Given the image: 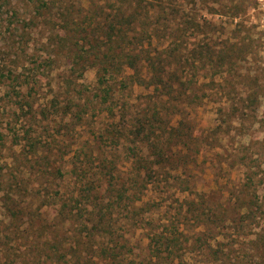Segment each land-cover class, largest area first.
Listing matches in <instances>:
<instances>
[{
    "label": "rangeland",
    "instance_id": "obj_1",
    "mask_svg": "<svg viewBox=\"0 0 264 264\" xmlns=\"http://www.w3.org/2000/svg\"><path fill=\"white\" fill-rule=\"evenodd\" d=\"M185 6L194 9L191 1ZM213 6V14L201 4L196 9L215 23L218 46L236 45V55L213 81L201 79L207 97L192 116L202 144L190 176L199 189L217 180L225 197L250 196L256 214L262 210L246 229L255 233L264 230V0H218ZM54 22L44 0H0V264H157L147 251L148 236L152 228L161 230L183 195L154 199L155 212L142 208V222L125 221L126 211L115 214L112 236L76 234L71 219L56 215L55 193L71 186L73 163L87 160L93 167L103 158L99 152L108 150L105 127L112 118L95 96V70L70 76ZM243 41L248 49L237 56ZM121 93L113 100L117 116L122 102L133 110L142 106L147 91ZM122 157L114 160L120 165ZM205 258L189 251L184 264H215Z\"/></svg>",
    "mask_w": 264,
    "mask_h": 264
},
{
    "label": "trees",
    "instance_id": "obj_2",
    "mask_svg": "<svg viewBox=\"0 0 264 264\" xmlns=\"http://www.w3.org/2000/svg\"><path fill=\"white\" fill-rule=\"evenodd\" d=\"M189 1L194 9H186ZM216 3L44 0V9L55 18V37L70 76L76 80L94 69L99 86L95 96L112 118L105 127L108 150L99 152L100 162L93 167L87 160L74 162L67 171L71 186L62 185L55 193L60 201L56 215L71 219L76 234L112 236L115 214L126 211L125 221L135 217L137 222L142 208L155 212L154 199L183 195L161 230L152 228L148 236L147 251L157 264H184L189 251L201 253L206 261L213 258L215 264H264V230L246 231L262 213L253 210L258 207L252 198L225 197L217 180L207 190L199 189L190 176L202 144L192 116L207 97L201 79L213 81L236 55V45L218 46L215 23L196 9L201 4L213 14ZM241 45L237 56H244L249 46L244 41ZM135 87L147 91L142 106L133 110L122 102L117 116L115 96ZM121 154L119 165L114 158ZM107 157L112 160L104 162ZM56 173L63 179L59 167ZM186 193L193 198L185 199ZM190 221L199 230H190ZM101 251L110 252L107 247Z\"/></svg>",
    "mask_w": 264,
    "mask_h": 264
}]
</instances>
